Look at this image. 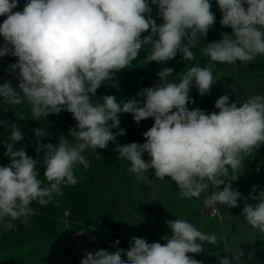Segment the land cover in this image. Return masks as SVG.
Wrapping results in <instances>:
<instances>
[{
    "label": "clouds",
    "instance_id": "1",
    "mask_svg": "<svg viewBox=\"0 0 264 264\" xmlns=\"http://www.w3.org/2000/svg\"><path fill=\"white\" fill-rule=\"evenodd\" d=\"M18 3L0 0V16L6 17L0 24L5 42L0 57L16 58L10 69L19 81L18 89L8 80L0 84V99L13 109L26 102L38 121L67 111L77 123L68 130L72 139L61 135L56 145L40 143L47 136L45 128L33 130L37 153L44 150L45 185L38 178L40 160L13 147L24 139L17 124L0 121L10 133L4 144L9 164L0 166V226L5 231L15 227L12 221L28 222L33 202L58 206L55 197L63 195L61 185L78 182L74 168L89 167L83 153L91 149L99 156L97 150L107 149L125 134L119 128L122 113L131 114L137 124L154 119L143 133L144 143L118 145L115 150L130 163L129 171L138 181L146 180L145 173L152 170L155 177L175 182L181 199L206 192V208L238 206L242 194L231 181L238 179L245 157L264 146V95L239 105L222 95L214 105L218 112L211 113L190 110L188 105L193 103L192 87L200 96L210 93L215 63H247L264 55V0H217L220 24L232 34L221 33L220 40L204 44L201 38L207 37L216 19L210 0H151L163 21L159 25L151 15L146 17L152 11L148 0H26L22 11H13ZM197 45H204L202 53L209 63L189 68L178 83L169 80L173 69L164 67L156 73L158 84L140 90L136 98L118 102L105 95L101 103L93 102L97 90L128 67L142 47L149 48L148 62L163 64L178 53L184 61L194 60L191 49ZM13 112L23 119L22 113ZM145 154L150 157L147 162ZM249 198L256 203H245L241 215L251 228L264 232V191L250 193ZM165 223L172 234L163 237L164 244L133 237L128 250L86 252L80 264H202L188 254H200L205 243L222 242L187 219ZM119 243L116 240L114 246ZM231 253V259L222 257L219 264H244L240 249Z\"/></svg>",
    "mask_w": 264,
    "mask_h": 264
},
{
    "label": "rangeland",
    "instance_id": "2",
    "mask_svg": "<svg viewBox=\"0 0 264 264\" xmlns=\"http://www.w3.org/2000/svg\"><path fill=\"white\" fill-rule=\"evenodd\" d=\"M25 3L26 0H19L18 7L13 11H22ZM148 3L152 11L146 14V17L151 15L157 25L163 23L158 15V6L151 4V0H148ZM210 3L211 11L216 19L207 37L201 38L202 44L220 40L221 33L232 34L230 28L222 27L220 24L222 12L218 8L217 0H210ZM4 19H6L5 16H0V24ZM149 34L150 30L142 33L141 38ZM4 43L3 37H0V46ZM203 46L197 45L191 49L194 60L184 61L178 53L173 60L163 64L148 62L146 56L149 48L142 47L137 58L128 67L116 72L110 83L102 85L97 90L95 97L92 98L93 102L101 103V98L105 95L115 96L118 102L136 98L140 90L158 84L159 78L156 73L164 67L173 69L169 80L178 83L180 76L189 68L197 65L204 67L209 63L208 58L203 56ZM15 62L16 58L11 55L0 57V84L8 80L15 89H18L17 74L10 69V65ZM213 78L215 84L211 87L209 94L200 96L197 88L192 87L190 97L193 103L188 105L190 110L200 108L206 110V113L218 112L214 105L222 95H229L230 103L237 102L238 105L254 95H264V55H258L247 63L241 61L235 64L215 63ZM233 87L236 91H233ZM30 108L31 106L25 102L13 109L12 106L4 103L3 99H0V121L7 120L9 125L16 123L19 127L21 119L14 115L13 110L28 117V114H31ZM119 119V128L124 129L125 134L118 136L116 142H110L107 149L97 150L100 153L99 156L91 149L83 153L89 161V167L84 168L83 165H77L74 168V175L78 182L74 186L61 185L63 195L55 197L58 206L56 204L41 206L33 202L30 207L34 210V214L29 217L27 223H22L20 220L12 221L15 227L8 231L0 226V241H4V236L5 239L9 238L10 234V238L13 239L10 241L23 242L20 246H26V253L30 255L26 258L29 264H80L86 252L95 253L99 249L114 252L117 247L128 250L133 243V237L144 238L149 243H166L162 235L167 227L165 222L173 218L175 210L183 204L186 198H180V190L175 182L170 178L161 180L155 177L152 170L145 173L146 180L138 181L136 175L129 171L130 163L115 151L118 145L122 146L132 142L144 143L143 133L153 126L154 119L148 118L137 124L131 114L125 113L120 114ZM26 121L29 123L31 120L26 119ZM40 121L45 126L39 127L45 128L47 132V136L41 139L40 143H52L53 145L58 143L61 135L71 140L72 137L68 136V130L75 128L77 123L72 114L67 111L49 114L45 118L41 117ZM33 127L35 126L29 127L30 130L26 134L21 131L24 139L17 144L19 149L26 151L27 155L40 160L37 166L38 178L46 185L43 169L44 150L42 149L39 153L36 151L37 138ZM4 132V126L0 125V144L2 145L5 144ZM3 151L4 156L0 155V165L7 166L9 158L5 155V148ZM142 158L146 162L150 160L147 154ZM238 171L247 175L245 177L252 183L250 185H252L253 195L264 191V146L255 150L252 156H246ZM240 192L242 212L245 203L255 204L256 201L249 200L251 192L248 196L245 189ZM205 195L206 192L202 193L199 198H193L196 206L188 211L196 217L195 222L205 219L200 216L201 212H199ZM39 207H46L54 214L53 222L48 223L41 232L33 230L36 223L42 221ZM23 226L29 231L25 240L20 232ZM6 233H8L7 236ZM260 236H264V232ZM116 240L120 243L114 246ZM228 241L230 240L226 242ZM237 241L241 242L240 247L228 244L227 250H221L218 246L217 252H212L211 257H206L205 264H219V259L222 257L231 259V252L238 249L243 252L244 264H264V240ZM205 248L207 250V246ZM206 250L204 249L205 252ZM23 264L27 263L23 262Z\"/></svg>",
    "mask_w": 264,
    "mask_h": 264
},
{
    "label": "crops",
    "instance_id": "3",
    "mask_svg": "<svg viewBox=\"0 0 264 264\" xmlns=\"http://www.w3.org/2000/svg\"><path fill=\"white\" fill-rule=\"evenodd\" d=\"M245 174L238 173V179L236 181H231L232 187L235 190L245 189L248 194L252 191V184L250 181H248V178H246ZM223 189V185L220 186V190ZM209 191H212L211 187L209 188ZM241 193V192H240ZM252 194V192H251ZM205 197V196H204ZM204 199V198H203ZM254 202V200L249 199ZM185 202V201H184ZM183 202V204H184ZM180 205L178 209L175 210L173 218L171 220H175L178 217L182 219H187L189 222H191L194 226H196L200 231L206 232V233H212L216 234L219 238H222V242L218 245L220 246L221 250L226 249L229 245H235L239 246L241 242L237 240H264V236H260L262 232L251 228L250 225L247 224V222L244 220V217L241 215V200H238V206L235 208H228L227 206H219L220 211V217L217 219H210L208 217H205L202 212L200 214L201 217L205 219H199L197 222H195L196 217L191 214H189L185 209L184 205ZM204 204V201L203 203ZM180 208L182 209V212L180 213ZM221 215L223 216V219L221 220ZM171 230L167 227L162 232L163 237L165 236H171ZM227 240H230L226 242ZM225 244L227 247H225ZM207 246V250L205 248ZM218 246H213L205 243L203 245V249L206 250V252L203 250L200 254H191L188 255L192 256L194 259L202 262V264H205V259L207 256L211 257L212 252H217Z\"/></svg>",
    "mask_w": 264,
    "mask_h": 264
},
{
    "label": "trees",
    "instance_id": "4",
    "mask_svg": "<svg viewBox=\"0 0 264 264\" xmlns=\"http://www.w3.org/2000/svg\"><path fill=\"white\" fill-rule=\"evenodd\" d=\"M26 119L27 120L30 119L31 121L28 123ZM32 125H34L35 127L45 126L43 122L33 119L32 115L28 114V117L24 115L23 119L20 120L19 129L26 134L30 130L29 127H32ZM35 127H33V129H36ZM8 135H9V132L5 131L4 140H3L4 142L7 141ZM13 147L16 150H19V146L17 143L16 145L14 144ZM3 150H4V145L0 144V155H2V157L4 156ZM0 159H1V156H0ZM38 210H39L42 221L39 223H36L33 230L37 232H41L42 228L46 227L48 223L53 222L52 220L54 219V214L53 212L50 211V209H47L46 207H39ZM22 230L20 232L25 240L29 235L28 233L29 231L24 226L22 227ZM7 235L8 233H6V236ZM3 239L4 241H0V264H20V263L23 264V262L29 264L26 258L30 255L29 254L27 255L26 253V248H25L26 246H22V247L20 246V245H23V244H20L23 242L18 241L17 243H14L13 241H10V240H13L10 238V234H9V238L5 239V236H4ZM22 256H26V257H22Z\"/></svg>",
    "mask_w": 264,
    "mask_h": 264
},
{
    "label": "built area",
    "instance_id": "5",
    "mask_svg": "<svg viewBox=\"0 0 264 264\" xmlns=\"http://www.w3.org/2000/svg\"><path fill=\"white\" fill-rule=\"evenodd\" d=\"M208 193H206L205 198L207 197ZM184 209L188 212L189 209H193L196 205L194 202V199H187L184 202ZM199 212H202V214L205 217H208L210 219H217L220 217V211L218 205L215 208H206L204 204L200 205Z\"/></svg>",
    "mask_w": 264,
    "mask_h": 264
}]
</instances>
